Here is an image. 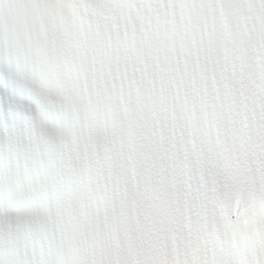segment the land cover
I'll return each instance as SVG.
<instances>
[{
  "label": "snow or ice",
  "instance_id": "snow-or-ice-1",
  "mask_svg": "<svg viewBox=\"0 0 264 264\" xmlns=\"http://www.w3.org/2000/svg\"><path fill=\"white\" fill-rule=\"evenodd\" d=\"M0 264H264V0H0Z\"/></svg>",
  "mask_w": 264,
  "mask_h": 264
}]
</instances>
